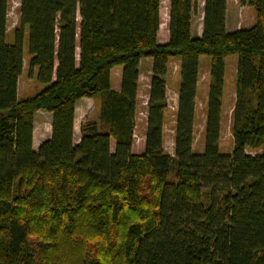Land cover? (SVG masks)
Returning <instances> with one entry per match:
<instances>
[{
	"label": "trees",
	"instance_id": "16d2710c",
	"mask_svg": "<svg viewBox=\"0 0 264 264\" xmlns=\"http://www.w3.org/2000/svg\"><path fill=\"white\" fill-rule=\"evenodd\" d=\"M229 30L227 0H20L13 43L0 0V264H264V0ZM27 32L29 70L46 86L17 98ZM236 54L232 150H219L225 58ZM201 55L210 57L204 150L194 121ZM178 60L174 153L163 145L167 72ZM151 59L144 148L132 151L142 61ZM121 65L120 89L111 69ZM82 97L99 120L80 125ZM51 133L33 147L35 117ZM111 140L114 148L111 149ZM249 151H254L250 153Z\"/></svg>",
	"mask_w": 264,
	"mask_h": 264
},
{
	"label": "rangeland",
	"instance_id": "374dc122",
	"mask_svg": "<svg viewBox=\"0 0 264 264\" xmlns=\"http://www.w3.org/2000/svg\"><path fill=\"white\" fill-rule=\"evenodd\" d=\"M203 1L198 0L197 12L193 18V35H199L202 30V16H203ZM19 3L20 0H8L7 12V35L6 42L13 43L15 40L14 30L19 24ZM168 7L169 0H160V26L157 33L158 43H164L168 38ZM227 26L229 30L237 28H248L254 25L256 21L255 9L249 5H241L239 0H227ZM23 69L18 79L17 98L23 99L32 96L42 90L46 85L37 81L36 73L29 70L28 53H27V32L23 38ZM199 79L196 97V117L194 121V141L193 148L195 152H203L205 136H204V118L208 94V69L210 65V57L201 55L199 57ZM236 54L228 55L225 58V75H224V94L222 104V118H221V137L219 150L222 153H229L232 150V137L230 132L231 125V110L235 101V81H236ZM149 63H143L139 80L138 91V107L136 113V126L134 131V142L132 151L141 152L144 147V132L146 122L145 104L148 99L149 89V70L147 68ZM115 71H122V66L114 67ZM112 85L115 81L112 78ZM180 85V75L178 70V60L172 57L169 61L167 72V99L168 109L163 125V145L167 152L174 153V121H175V106L177 103V92ZM50 115L44 111H39L35 117V127L33 133V147H38L40 141L49 137L51 133ZM99 120V102L94 98H83L78 102L75 110V127L74 140L78 141L80 137V125L83 122ZM114 148V140H111V149ZM254 153V151H249Z\"/></svg>",
	"mask_w": 264,
	"mask_h": 264
},
{
	"label": "crops",
	"instance_id": "0c3cea01",
	"mask_svg": "<svg viewBox=\"0 0 264 264\" xmlns=\"http://www.w3.org/2000/svg\"><path fill=\"white\" fill-rule=\"evenodd\" d=\"M145 62L147 61V63H149L148 64V66H147V68H148V72L150 73V65H151V59L150 58H146L145 60H144ZM144 62L142 61V64H143ZM115 68H112L111 69V82H112V78L114 79V81H115V85H112L111 84V87L113 88V89H115V90H119L120 89V77H121V71L120 70H117V71H115L114 70ZM142 69H143V67L141 68V71H142ZM141 71H140V74H141ZM139 77H140V75H139ZM139 83H140V80H139ZM138 91H139V88H138ZM176 92H177V89H176ZM83 98H89V97H82V98H80V99H78L77 100V102H76V106H77V104H78V102H80ZM75 110H76V107H75ZM74 127H75V119H74ZM163 135H164V132H163ZM41 142V141H40ZM38 146V145H37ZM37 148V147H36ZM144 148V147H143Z\"/></svg>",
	"mask_w": 264,
	"mask_h": 264
}]
</instances>
